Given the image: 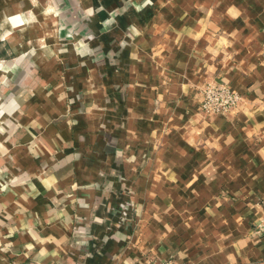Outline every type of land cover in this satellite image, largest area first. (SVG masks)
<instances>
[{
	"label": "crops",
	"instance_id": "obj_1",
	"mask_svg": "<svg viewBox=\"0 0 264 264\" xmlns=\"http://www.w3.org/2000/svg\"><path fill=\"white\" fill-rule=\"evenodd\" d=\"M263 212L264 0H0V264H264Z\"/></svg>",
	"mask_w": 264,
	"mask_h": 264
},
{
	"label": "built area",
	"instance_id": "obj_2",
	"mask_svg": "<svg viewBox=\"0 0 264 264\" xmlns=\"http://www.w3.org/2000/svg\"><path fill=\"white\" fill-rule=\"evenodd\" d=\"M201 107L207 114H227L235 110L243 101L244 96L229 86L228 83L211 79L200 86ZM254 231L264 236V212L256 220ZM151 264H183L173 257L152 259Z\"/></svg>",
	"mask_w": 264,
	"mask_h": 264
}]
</instances>
